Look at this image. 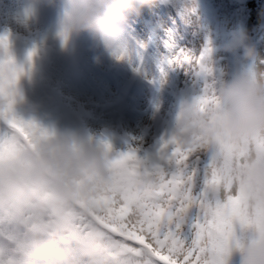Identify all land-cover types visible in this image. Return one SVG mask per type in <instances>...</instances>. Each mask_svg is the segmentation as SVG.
Masks as SVG:
<instances>
[{"label":"snow or ice","instance_id":"obj_1","mask_svg":"<svg viewBox=\"0 0 264 264\" xmlns=\"http://www.w3.org/2000/svg\"><path fill=\"white\" fill-rule=\"evenodd\" d=\"M192 24L195 0H165ZM63 41L67 34L59 33ZM171 36L166 43L168 63L182 67L191 82L192 97L202 106L215 100L212 49L207 42L189 47ZM9 39L0 35V120L11 129L0 135V162L15 156L40 137L50 133L15 111V87L25 69L8 52ZM33 47L27 53L31 61ZM115 56L123 59L120 47ZM134 71H141L139 67ZM166 80L161 70L160 83ZM100 144L109 154V178L86 213L71 210L72 230L57 241L37 239L36 227L48 225L45 216L29 210L19 216L0 204V264H59L58 254L68 251L78 257L73 241L96 236L110 264H227L233 249L241 248L257 232L264 233V198L252 203L243 176L246 151L264 155V134L246 148L201 145L186 148L173 131L151 145L134 138L127 150L113 153L112 144ZM239 230V233H238Z\"/></svg>","mask_w":264,"mask_h":264},{"label":"rangeland","instance_id":"obj_2","mask_svg":"<svg viewBox=\"0 0 264 264\" xmlns=\"http://www.w3.org/2000/svg\"><path fill=\"white\" fill-rule=\"evenodd\" d=\"M62 2L0 0V35L8 36V52L25 69L18 82L23 99L18 97L14 107L24 106L27 100L21 111L25 120L47 110L50 122L35 121L40 127L49 132L72 130L97 144L106 139L113 153L127 150L134 138L153 144L172 130L181 106L192 98L184 69L165 59L170 34L182 37L180 42L189 47L207 42L218 79H231L246 70L243 45L254 46L264 55V0L222 4L195 0L192 24L172 4L157 0L122 25L123 59L87 32L72 33L63 41L59 35ZM33 47L36 54L29 61L27 53ZM3 58L6 54L0 49ZM137 67L141 71H134ZM162 69L163 84L159 82ZM0 124L9 127L2 120ZM239 259L233 249L227 264H239Z\"/></svg>","mask_w":264,"mask_h":264},{"label":"clouds","instance_id":"obj_3","mask_svg":"<svg viewBox=\"0 0 264 264\" xmlns=\"http://www.w3.org/2000/svg\"><path fill=\"white\" fill-rule=\"evenodd\" d=\"M54 3L55 0H49ZM157 0H63L60 32H87L98 37L115 56L121 47L122 25L130 16L152 8ZM242 44V41H238ZM243 70L231 79L215 81V100L202 106L195 98L178 111L173 131L186 148L231 145L246 148L264 134V55L243 45ZM23 99L18 87L9 89ZM6 107L0 99V109ZM33 141L14 159L0 162V204L24 216L32 210L46 217L48 225L36 227L37 239L54 242L72 230L69 213H86L109 178V154L101 144L72 130L53 131ZM243 176L252 203L264 198V155L246 151ZM78 257L61 250L59 264H110L96 236L73 241ZM239 264H264V233L257 232L241 248Z\"/></svg>","mask_w":264,"mask_h":264},{"label":"trees","instance_id":"obj_4","mask_svg":"<svg viewBox=\"0 0 264 264\" xmlns=\"http://www.w3.org/2000/svg\"><path fill=\"white\" fill-rule=\"evenodd\" d=\"M225 0H212V2L214 3V2H216V3H223ZM26 103H27V100L25 101V105H26ZM24 105V106H25ZM24 106H18V107H15V111H16V113H17V115H19V116H21V111H23V107ZM47 114H48V112H47V110L43 113V114H41L40 116H36V114H34V115H31V117H30V119L31 120H33V121H37V120H41L42 121V123H49L50 121H49V117L47 116ZM41 121H38V123H40ZM77 124H78V122H76ZM75 125V124H74ZM74 125H72V126H74ZM11 131V129L10 128H5L4 126H3V124H0V135H2V134H4V133H6V132H10ZM238 233H239V230H238Z\"/></svg>","mask_w":264,"mask_h":264}]
</instances>
